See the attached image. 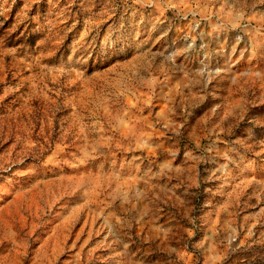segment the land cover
Returning a JSON list of instances; mask_svg holds the SVG:
<instances>
[{
	"label": "rangeland",
	"instance_id": "obj_1",
	"mask_svg": "<svg viewBox=\"0 0 264 264\" xmlns=\"http://www.w3.org/2000/svg\"><path fill=\"white\" fill-rule=\"evenodd\" d=\"M0 264H264V0H0Z\"/></svg>",
	"mask_w": 264,
	"mask_h": 264
}]
</instances>
